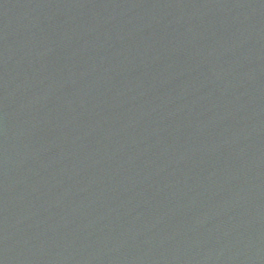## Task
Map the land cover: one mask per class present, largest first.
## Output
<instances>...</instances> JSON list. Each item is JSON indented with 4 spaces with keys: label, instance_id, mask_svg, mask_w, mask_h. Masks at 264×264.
<instances>
[{
    "label": "water",
    "instance_id": "1",
    "mask_svg": "<svg viewBox=\"0 0 264 264\" xmlns=\"http://www.w3.org/2000/svg\"><path fill=\"white\" fill-rule=\"evenodd\" d=\"M0 264H264V0H0Z\"/></svg>",
    "mask_w": 264,
    "mask_h": 264
}]
</instances>
